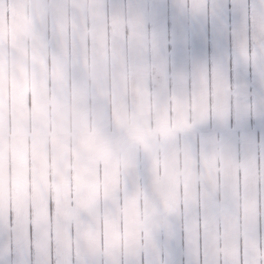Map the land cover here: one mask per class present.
<instances>
[{"label": "snow or ice", "instance_id": "obj_1", "mask_svg": "<svg viewBox=\"0 0 264 264\" xmlns=\"http://www.w3.org/2000/svg\"><path fill=\"white\" fill-rule=\"evenodd\" d=\"M0 264H264V0H0Z\"/></svg>", "mask_w": 264, "mask_h": 264}, {"label": "rangeland", "instance_id": "obj_2", "mask_svg": "<svg viewBox=\"0 0 264 264\" xmlns=\"http://www.w3.org/2000/svg\"><path fill=\"white\" fill-rule=\"evenodd\" d=\"M14 130H15V121L12 122V132L13 133H14ZM8 143L10 145L15 143L14 135L12 133H10V135L8 137ZM29 143H30V141H29ZM5 163L9 167H11L14 164H18L19 163V159H18L17 153L12 148H10L8 150V152L6 153V155H5ZM9 175H11V173H9Z\"/></svg>", "mask_w": 264, "mask_h": 264}]
</instances>
